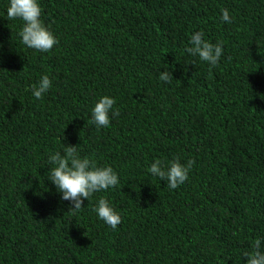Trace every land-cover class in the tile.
Wrapping results in <instances>:
<instances>
[{
  "label": "trees",
  "instance_id": "1",
  "mask_svg": "<svg viewBox=\"0 0 264 264\" xmlns=\"http://www.w3.org/2000/svg\"><path fill=\"white\" fill-rule=\"evenodd\" d=\"M38 3L49 52L21 42L0 0V264H246L256 239L264 251V0ZM197 31L222 42L215 67L185 51ZM104 95L119 115L97 127ZM67 145L119 178L79 211L47 179ZM156 159L194 164L170 189ZM101 197L115 229L93 211Z\"/></svg>",
  "mask_w": 264,
  "mask_h": 264
},
{
  "label": "clouds",
  "instance_id": "2",
  "mask_svg": "<svg viewBox=\"0 0 264 264\" xmlns=\"http://www.w3.org/2000/svg\"><path fill=\"white\" fill-rule=\"evenodd\" d=\"M41 6L38 0H9L6 10L9 20L19 19L23 25L19 32L21 42L32 49L41 52H49L57 44L54 34L43 24L41 20ZM221 20L231 23L227 9H222ZM204 33L193 32L189 38V47L185 51L198 56L201 61L207 62L210 67H215L223 55L222 42L215 44L205 40ZM159 79L164 82H171L173 79L168 68L160 72ZM52 87V80L47 74L43 75L38 83L31 86L32 95L36 99H42L44 94ZM116 101L104 95L98 99L91 110L92 123L97 127H107L112 116L119 115V109L115 108ZM48 163L53 167L48 170L47 179L55 185L62 194L61 198L71 202L69 209L79 211L83 208V201H87L94 193L106 191L119 184V178L111 166H98L96 162L88 157H81L76 145H67L63 154L60 151L51 153ZM194 164L188 160L182 164L179 159L168 162L165 168L164 163L156 159L148 171L160 180H166L170 189H175L188 179V173ZM98 217L107 225L115 229L121 223L120 214L109 204L108 200L99 198L96 207L93 209ZM246 264H264V251H261V240L253 242L250 252L242 253Z\"/></svg>",
  "mask_w": 264,
  "mask_h": 264
}]
</instances>
